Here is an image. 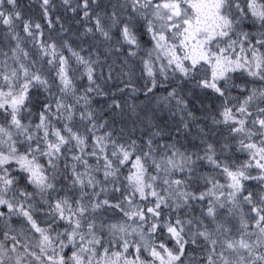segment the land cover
<instances>
[{
	"label": "snow or ice",
	"instance_id": "snow-or-ice-1",
	"mask_svg": "<svg viewBox=\"0 0 264 264\" xmlns=\"http://www.w3.org/2000/svg\"><path fill=\"white\" fill-rule=\"evenodd\" d=\"M0 264H264V0H0Z\"/></svg>",
	"mask_w": 264,
	"mask_h": 264
},
{
	"label": "trees",
	"instance_id": "trees-1",
	"mask_svg": "<svg viewBox=\"0 0 264 264\" xmlns=\"http://www.w3.org/2000/svg\"><path fill=\"white\" fill-rule=\"evenodd\" d=\"M38 2H39V0H22V3H24V4H29V5H33V6H37V5H38ZM55 2H56L57 4L60 3L59 0H55ZM110 83H111V82H110ZM144 100H145L144 95H143L142 93L139 94V96H138V98H137V102L144 101ZM130 103H131V101H130Z\"/></svg>",
	"mask_w": 264,
	"mask_h": 264
},
{
	"label": "rangeland",
	"instance_id": "rangeland-1",
	"mask_svg": "<svg viewBox=\"0 0 264 264\" xmlns=\"http://www.w3.org/2000/svg\"><path fill=\"white\" fill-rule=\"evenodd\" d=\"M60 1V0H59ZM137 74H139V69H137Z\"/></svg>",
	"mask_w": 264,
	"mask_h": 264
}]
</instances>
